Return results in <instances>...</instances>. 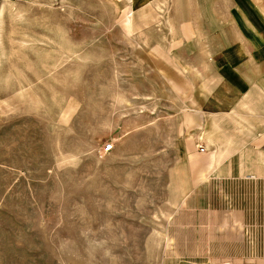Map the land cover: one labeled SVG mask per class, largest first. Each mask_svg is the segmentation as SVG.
Wrapping results in <instances>:
<instances>
[{
  "label": "rangeland",
  "instance_id": "1",
  "mask_svg": "<svg viewBox=\"0 0 264 264\" xmlns=\"http://www.w3.org/2000/svg\"><path fill=\"white\" fill-rule=\"evenodd\" d=\"M170 1L0 0V264H165L187 192Z\"/></svg>",
  "mask_w": 264,
  "mask_h": 264
},
{
  "label": "crops",
  "instance_id": "2",
  "mask_svg": "<svg viewBox=\"0 0 264 264\" xmlns=\"http://www.w3.org/2000/svg\"><path fill=\"white\" fill-rule=\"evenodd\" d=\"M168 6L154 50L182 102L187 192L165 264H264V0Z\"/></svg>",
  "mask_w": 264,
  "mask_h": 264
},
{
  "label": "built area",
  "instance_id": "3",
  "mask_svg": "<svg viewBox=\"0 0 264 264\" xmlns=\"http://www.w3.org/2000/svg\"><path fill=\"white\" fill-rule=\"evenodd\" d=\"M113 150V146L112 145H108L106 147H104L103 151H102V155L106 156L108 154H110Z\"/></svg>",
  "mask_w": 264,
  "mask_h": 264
},
{
  "label": "bare ground",
  "instance_id": "4",
  "mask_svg": "<svg viewBox=\"0 0 264 264\" xmlns=\"http://www.w3.org/2000/svg\"><path fill=\"white\" fill-rule=\"evenodd\" d=\"M131 17V16H130ZM130 38V37H129ZM180 100V99H179ZM183 117V116H182ZM183 120V119H182ZM181 148V147H180ZM65 160H67V161H71V160H73L71 157H69V158H65Z\"/></svg>",
  "mask_w": 264,
  "mask_h": 264
}]
</instances>
